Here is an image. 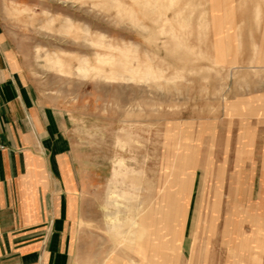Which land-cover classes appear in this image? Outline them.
<instances>
[{
    "label": "rangeland",
    "instance_id": "obj_1",
    "mask_svg": "<svg viewBox=\"0 0 264 264\" xmlns=\"http://www.w3.org/2000/svg\"><path fill=\"white\" fill-rule=\"evenodd\" d=\"M0 24L66 115L72 264H264V0H0Z\"/></svg>",
    "mask_w": 264,
    "mask_h": 264
},
{
    "label": "crops",
    "instance_id": "obj_2",
    "mask_svg": "<svg viewBox=\"0 0 264 264\" xmlns=\"http://www.w3.org/2000/svg\"><path fill=\"white\" fill-rule=\"evenodd\" d=\"M0 264H72L83 218L66 115L0 24Z\"/></svg>",
    "mask_w": 264,
    "mask_h": 264
},
{
    "label": "bare ground",
    "instance_id": "obj_3",
    "mask_svg": "<svg viewBox=\"0 0 264 264\" xmlns=\"http://www.w3.org/2000/svg\"><path fill=\"white\" fill-rule=\"evenodd\" d=\"M100 61L102 63L108 62L107 58H102ZM95 70L98 72V68H95ZM108 202L113 207L111 214L107 216L110 232L133 241V247L136 243H140L146 237V227L139 221V211L132 208L130 198L123 193L111 191L108 195ZM121 207H123L125 213L123 216L120 214Z\"/></svg>",
    "mask_w": 264,
    "mask_h": 264
},
{
    "label": "built area",
    "instance_id": "obj_4",
    "mask_svg": "<svg viewBox=\"0 0 264 264\" xmlns=\"http://www.w3.org/2000/svg\"><path fill=\"white\" fill-rule=\"evenodd\" d=\"M0 112H1V103H0ZM3 148L2 142L0 140V150Z\"/></svg>",
    "mask_w": 264,
    "mask_h": 264
}]
</instances>
